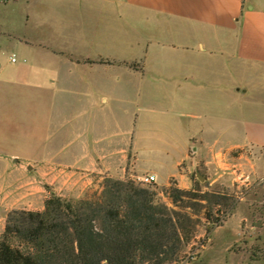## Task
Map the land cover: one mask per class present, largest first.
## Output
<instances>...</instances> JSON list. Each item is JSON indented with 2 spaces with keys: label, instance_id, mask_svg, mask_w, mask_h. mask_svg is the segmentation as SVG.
<instances>
[{
  "label": "crops",
  "instance_id": "0c3cea01",
  "mask_svg": "<svg viewBox=\"0 0 264 264\" xmlns=\"http://www.w3.org/2000/svg\"><path fill=\"white\" fill-rule=\"evenodd\" d=\"M238 62L264 67V0H0V168L32 167L65 196L105 175L158 179L153 149L182 182L190 158L264 147ZM156 84L173 117L153 116ZM208 94L225 104L203 122Z\"/></svg>",
  "mask_w": 264,
  "mask_h": 264
},
{
  "label": "trees",
  "instance_id": "16d2710c",
  "mask_svg": "<svg viewBox=\"0 0 264 264\" xmlns=\"http://www.w3.org/2000/svg\"><path fill=\"white\" fill-rule=\"evenodd\" d=\"M162 191L178 209L160 201L151 185L112 176L96 197L53 192L41 211L12 209L0 234V264H170L194 235L191 200H207L213 224L222 220L216 206L233 208L238 201L225 190L189 191L174 183Z\"/></svg>",
  "mask_w": 264,
  "mask_h": 264
},
{
  "label": "rangeland",
  "instance_id": "374dc122",
  "mask_svg": "<svg viewBox=\"0 0 264 264\" xmlns=\"http://www.w3.org/2000/svg\"><path fill=\"white\" fill-rule=\"evenodd\" d=\"M236 80L240 84L246 83L251 86L253 99L248 100L250 114L253 115L252 112L256 110L263 112L261 115L264 116V67L255 69L254 66L238 62ZM159 85L156 84L154 97L151 99L154 109L152 114L154 117L166 115L173 117L174 112L181 110L176 106L179 102H175L177 104L172 107L174 101L157 89ZM224 104L222 98L204 95L203 114L207 113L208 117L203 116L202 121L207 119L209 122L214 121V116H220L219 114L223 112ZM166 110L170 111V114ZM160 111L164 113L163 116ZM234 114L237 117L241 112L235 108ZM156 132L157 130H154V133ZM152 153L148 165L157 168L158 179L147 184L157 190L159 200L167 203L169 207L177 208L170 195L162 191L169 183L189 191L195 187H200L202 191L225 190L238 197L233 208L224 206L214 208L215 217L222 219L220 224L207 221L206 208L203 207L207 200H191L194 205L187 210L197 220L194 235L191 241L184 245L177 260L170 264H264V147L249 145L229 152L224 151L210 164L201 159L192 163L193 160L190 158L181 165L185 171L182 182L175 177L169 180L171 169L169 165L164 167L166 156L161 151L156 152L153 149ZM199 174L204 178H200ZM105 177H96L95 184L83 193L81 190L73 189L64 197L78 200L83 197L99 196ZM112 177L132 178L130 175L123 176L119 173ZM45 178L40 173L32 171V167L15 174L0 168V234L5 230L6 217L12 209L37 211L44 209L46 198L55 192L53 185L48 184ZM31 179L35 181L30 186ZM132 179L140 182L138 177Z\"/></svg>",
  "mask_w": 264,
  "mask_h": 264
},
{
  "label": "built area",
  "instance_id": "2783aa9c",
  "mask_svg": "<svg viewBox=\"0 0 264 264\" xmlns=\"http://www.w3.org/2000/svg\"><path fill=\"white\" fill-rule=\"evenodd\" d=\"M3 1L6 2L7 0H3ZM14 60H16V58H14ZM155 180H156V176L149 174V175H144V176L140 177L139 181L142 183H149V182L152 183Z\"/></svg>",
  "mask_w": 264,
  "mask_h": 264
},
{
  "label": "water",
  "instance_id": "95a60500",
  "mask_svg": "<svg viewBox=\"0 0 264 264\" xmlns=\"http://www.w3.org/2000/svg\"><path fill=\"white\" fill-rule=\"evenodd\" d=\"M199 177H200V178H204V176H203V175H201V174H199Z\"/></svg>",
  "mask_w": 264,
  "mask_h": 264
}]
</instances>
